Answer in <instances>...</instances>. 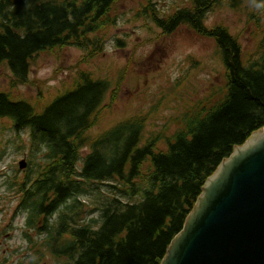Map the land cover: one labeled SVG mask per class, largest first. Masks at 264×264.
<instances>
[{
  "label": "trees",
  "instance_id": "1",
  "mask_svg": "<svg viewBox=\"0 0 264 264\" xmlns=\"http://www.w3.org/2000/svg\"><path fill=\"white\" fill-rule=\"evenodd\" d=\"M121 1L0 0V69L10 71L9 88L28 84L31 62L42 52L74 46L86 53L84 62L96 58ZM185 1L188 7L161 16L145 0L144 17L163 36L186 26L214 40L225 75L223 83L185 104L168 135L145 137L146 117L138 115L91 139L87 134L110 87L86 72L41 112L0 91V120H9L16 133L28 129L31 152L42 154L38 162L29 159L33 167L21 181L10 184L26 229L42 237L25 233L34 249L27 264L46 256L55 264H160L205 181L234 147L264 127V0ZM223 2L243 4L260 38L245 59L227 25H205L206 15ZM98 183H107L111 197L92 209L99 217L84 222L80 197L86 184Z\"/></svg>",
  "mask_w": 264,
  "mask_h": 264
},
{
  "label": "rangeland",
  "instance_id": "2",
  "mask_svg": "<svg viewBox=\"0 0 264 264\" xmlns=\"http://www.w3.org/2000/svg\"><path fill=\"white\" fill-rule=\"evenodd\" d=\"M151 2L161 16L189 6L185 0ZM144 5L145 0H123L115 7L116 24L96 58L84 62L86 53L74 46L42 52L31 62L28 84L15 90L8 86L10 71L1 67L0 91L29 102L36 112H41L56 97L74 88L79 72H86L110 87L97 124L87 134L91 139L138 115L146 117L145 137L154 133L168 135L175 128L173 119L183 112L185 104L223 83L225 71L216 56L214 40L201 37L186 26L163 36L144 17ZM218 23L227 25L231 34L238 37L244 59L257 48L260 38L252 32L243 4L232 8L223 2L206 15V26ZM86 153L87 149H83L81 157ZM41 155L31 152L28 129L16 133L9 120H0V264H27L34 249L25 233L33 239L42 238L26 229V215L17 208L19 196L10 186L13 181H21L28 168L33 167L28 165L29 159L38 162ZM21 160L27 164L22 171L18 168ZM80 168L81 161L77 165ZM86 186L87 194L80 197L86 211L84 222L99 217V212L92 213V209L111 197L107 183ZM40 264L55 263L46 256Z\"/></svg>",
  "mask_w": 264,
  "mask_h": 264
},
{
  "label": "water",
  "instance_id": "3",
  "mask_svg": "<svg viewBox=\"0 0 264 264\" xmlns=\"http://www.w3.org/2000/svg\"><path fill=\"white\" fill-rule=\"evenodd\" d=\"M160 264H264V127L205 181Z\"/></svg>",
  "mask_w": 264,
  "mask_h": 264
}]
</instances>
